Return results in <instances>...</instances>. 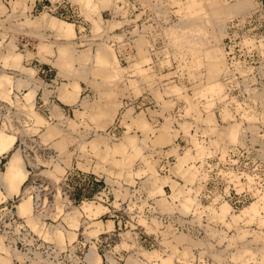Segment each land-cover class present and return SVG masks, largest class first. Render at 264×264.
<instances>
[{
  "label": "rangeland",
  "instance_id": "obj_1",
  "mask_svg": "<svg viewBox=\"0 0 264 264\" xmlns=\"http://www.w3.org/2000/svg\"><path fill=\"white\" fill-rule=\"evenodd\" d=\"M234 144L264 162V0H0V264H264V179L197 198Z\"/></svg>",
  "mask_w": 264,
  "mask_h": 264
},
{
  "label": "built area",
  "instance_id": "obj_2",
  "mask_svg": "<svg viewBox=\"0 0 264 264\" xmlns=\"http://www.w3.org/2000/svg\"><path fill=\"white\" fill-rule=\"evenodd\" d=\"M228 102L229 101H227V105H229ZM229 111L232 113L233 118H236V116L239 118V113L231 110ZM179 119L181 118L173 117L172 125L182 134V131L176 123ZM189 120L191 121L192 126L188 129V132L194 134L198 141H201L206 145L207 137L200 134L199 128L195 130L194 127L196 123L192 120V118ZM178 137L179 135L173 139V144H175L176 151L181 152L182 148ZM167 147L168 146H163L158 149L159 151L155 149V151L153 150L147 154L149 158L157 160L156 171L158 173L167 174L170 164L173 163L172 160H175L173 154L166 153ZM218 156V152H215L209 156H204L202 161L200 159H196L193 162V164L198 167L200 172L204 171L205 173L204 180H201L202 186L197 196L198 201L204 205L208 203L210 206H214L222 199L226 200L232 208H236L237 205L242 206L248 198L254 196L247 185L244 184L246 178L243 173L249 172L252 174L253 184H251V186L260 189L264 179V174L262 173L264 172L262 170L264 169L262 165L264 162L262 158L257 155V148H255V144L251 147L248 145L240 146L239 144H234V146L228 145L222 158H219ZM228 171H230L232 175H236V180L239 183H242L240 188H238L237 185H234L232 175H228ZM214 198H216V200L213 204L212 199Z\"/></svg>",
  "mask_w": 264,
  "mask_h": 264
},
{
  "label": "bare ground",
  "instance_id": "obj_3",
  "mask_svg": "<svg viewBox=\"0 0 264 264\" xmlns=\"http://www.w3.org/2000/svg\"><path fill=\"white\" fill-rule=\"evenodd\" d=\"M8 149V148H7ZM204 157H197L196 159H200L201 161L203 160ZM195 159V160H196ZM17 160L15 159V154L11 155V158L9 159V162L7 164L6 170H5V175H11L14 174L17 170H18V166H17ZM198 169V167H197ZM205 175L204 171H201L200 175ZM20 178V177H19ZM204 180V179H203ZM19 187V184H17V189Z\"/></svg>",
  "mask_w": 264,
  "mask_h": 264
}]
</instances>
